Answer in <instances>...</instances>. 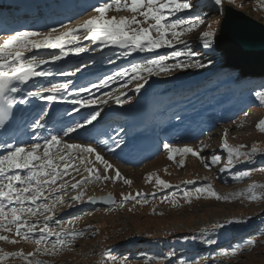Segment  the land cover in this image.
<instances>
[{
	"label": "snow or ice",
	"instance_id": "snow-or-ice-1",
	"mask_svg": "<svg viewBox=\"0 0 264 264\" xmlns=\"http://www.w3.org/2000/svg\"><path fill=\"white\" fill-rule=\"evenodd\" d=\"M214 3L221 5L222 0H214ZM228 3L233 4L235 0H228ZM193 7L191 0H104L103 3L93 6L88 18L82 19L76 24L52 28L46 32L18 30L13 35L0 37V128H4L12 118L13 109L17 104L28 103L25 97L55 102L58 99L65 100L66 96H71V99L66 102L76 106L77 111L81 106L87 107L96 103L91 98H83L79 91L72 93L68 82L52 81L48 83L37 81L39 86L35 90L29 89L17 99V94L23 91L22 86L27 85L34 78L47 79L57 74L72 77L80 72L79 66L69 70L60 69L58 72L45 70L42 66L56 63L69 53L80 55L88 51L86 47L82 46L81 41H92L105 46L118 47L123 50L119 53L122 57H130L134 53H156L154 58L146 56L141 61H133L130 67L117 73L119 77L126 78L125 86L131 79L143 81L138 84L137 92L152 75H159L161 72L171 74L176 69L209 67L211 61L203 63L197 59L200 53L193 51L191 45L182 39L184 35L193 32L205 23L199 16L194 19L178 16V13L186 12ZM122 12L131 15H121ZM219 23V21H214L208 24L207 30L198 37L202 41L203 48L208 49L213 46L216 36L214 25ZM177 45H183V48L178 49ZM162 48L171 49V51L160 54L158 50ZM41 49L56 51H53L50 57L34 54V50ZM27 53L33 54L28 56ZM181 57H187V59L171 65L166 63L169 60H179ZM114 78L113 76L108 77L103 80L100 86L108 85L109 81ZM84 91H90V89L85 87ZM45 93L48 95L45 96ZM256 95L264 105V93ZM99 116L100 111L98 110L82 112L80 120L65 127L62 135H51L44 140L43 144L37 139L36 142L27 146L11 143L5 145L6 153L0 154V241L13 245L24 241L35 244L36 248L29 253H24L22 250L8 252L0 248V264H7L9 259L17 258L23 264H50V261L38 257H56L65 250H71L73 242L85 234L83 231H76L66 226V224L71 226L76 221L70 219L64 222L57 219L55 224L58 227H52L49 224L54 220L55 212L59 206L68 208L73 206L72 203L65 201V195L69 191L77 193L72 197L73 203H83L87 192L81 191V189H86L90 183L123 180L125 185L131 186L132 181L122 177L118 169L114 170L113 175L108 174L113 166L90 144H68L62 139L63 136H68L86 125L93 124ZM40 117L56 121L59 113L49 115L47 111L41 109L37 118L32 121L36 130L46 127L47 121L40 120ZM256 128L264 133V119L257 123ZM227 137L228 132L225 130L222 151L226 153V164L221 169L222 171H230L240 163L252 162L257 155L264 156V149L258 145L254 144L245 151L247 145L232 146L228 143ZM164 148L169 153V160H175L177 155L188 154L198 157L202 163L206 159L200 156L199 151L190 146L179 148L165 144ZM93 154H95V161L103 164V169L87 166L95 163L90 159ZM72 159H77L80 166L73 164ZM221 160L220 155L212 154L210 161L205 163L204 167L210 168L211 165H216ZM179 164L184 167L182 160L179 161ZM165 171L167 170L165 169ZM255 171L264 173V166L240 171L233 175V179L238 182L242 181L245 178H250ZM73 172L86 174H82L80 179H76L75 175H72ZM67 176H71L72 179H66ZM154 177L160 190L173 187L170 183L160 179L156 173H151L147 180L151 182ZM184 183L194 184L195 182L190 180ZM146 195L140 192L135 195L132 193L122 194L120 205L123 206L130 200H136L137 197L140 198L138 202L146 203ZM152 195L155 196V193ZM232 195L247 196L252 201L264 202V184L252 183L247 189ZM201 197L216 200L229 199V196L218 194L211 182L196 187L194 191H184L183 193V198L189 203L192 198L200 199ZM96 199L88 197L90 203H95ZM104 199L113 205L117 203L111 194ZM163 200L177 203L169 196H164ZM38 216L44 217L43 223L38 219H33ZM229 223H244V221H230ZM212 227L223 228L225 225L213 224ZM10 236L19 239L10 238ZM209 243H214V241H209ZM255 245L254 239H247L242 244H237L231 252L225 251L221 255L234 257L241 249ZM104 255L111 259L112 264H117V258L112 255L111 251H106ZM104 264H107V261Z\"/></svg>",
	"mask_w": 264,
	"mask_h": 264
},
{
	"label": "rangeland",
	"instance_id": "rangeland-1",
	"mask_svg": "<svg viewBox=\"0 0 264 264\" xmlns=\"http://www.w3.org/2000/svg\"><path fill=\"white\" fill-rule=\"evenodd\" d=\"M225 1L228 2V0ZM191 2L194 7L186 12H194L193 15L197 12L199 4L209 3L210 9L216 5L214 0H191ZM233 4L251 14L255 20L264 23V0H235ZM47 8L49 11H47L48 17H46L45 23L55 24L56 19L61 14H59L56 5L47 6ZM198 11H202V9ZM120 14L131 15L127 12ZM207 14L206 16V13H203L206 16L203 19L205 23L193 32L184 35L182 39L193 47V51L199 49L196 52L202 54L199 56L201 62L208 63L211 61L209 67L206 69H176L171 72L174 75H179L178 73L198 74L200 71L204 73L212 68H220L218 64L220 57L215 50L214 41L211 48L205 49L202 47V41L198 39L203 31L207 30L208 24L220 21L219 15L213 11H207ZM197 16L199 15H194V18ZM88 17V14L84 15L78 21ZM188 18L194 19L193 17ZM71 24L75 23L72 22ZM217 26L218 24L214 25L215 30ZM40 32H46V30ZM178 46V49L183 48V45ZM212 58L214 59L212 60ZM186 59L187 57H181L179 60H169L168 62L171 65ZM162 74L167 73L161 72L159 75ZM145 75L147 74L145 73ZM223 75L226 76V79L223 80L222 84H237V88H233L239 90V93L243 95L242 97H245V101L253 105L238 121L221 125L214 134L202 140L203 143L185 145L199 151L200 156L206 158L203 163L198 157L191 154L177 155L175 160H169V153L164 149L160 154L143 164L138 166L126 165L117 157L108 156L97 145L85 143L95 148L108 163L120 171L122 177L131 180L132 184L131 186L125 185L123 180L90 183L86 189H81V191L87 192L83 203H73L72 197L77 193L69 191L65 195V201L72 203L73 206L71 208L59 206L55 212L54 220L50 221L49 224L52 227H58L55 220L66 222L72 219L76 222L71 226L67 224L66 226L76 231H83L85 234L73 242L71 250H65L56 257L39 256L38 258L50 261V264H104L105 261L107 264H112L111 259L104 255L106 251H111L112 255L117 258V264H144L141 258L147 257L152 254L151 252L139 253L141 248L135 247L133 248L134 252L126 253L124 252L125 248H122L123 244L128 241L141 240L139 243H149L147 247L153 248L157 239H166L174 246L172 249L174 254L169 259L171 260L170 264H181V262L183 264H264V202L252 201L247 196L232 195L242 192L252 183L264 184V173L260 171H255L250 178H245L239 182L233 179V175L240 171L264 166V156L257 155L252 162L237 164L230 171L221 170L226 164V153L222 151L221 145L225 130L228 132V143L232 146L247 145L248 147L245 149L247 151L256 144L264 149V133L256 128L257 123L264 119V105L261 104L256 95L257 93H264V80L251 83L247 80H240L239 75L233 72ZM214 77L217 79L221 76L216 74ZM64 142L73 144L68 141ZM76 144L82 143L76 142ZM212 154L220 155L222 160L216 165H211L210 168H205L204 164L210 161ZM94 158L95 154L90 159L95 161ZM181 160L184 167L179 164ZM72 163L80 166L77 159H72ZM85 163L87 164V162ZM87 166L97 169L104 167L99 161ZM151 173H156L160 179L168 183L178 184L179 190L171 194L159 195L162 190L157 186L155 177L151 182L147 180ZM82 174L72 173L76 179H80ZM108 174L110 175V173ZM196 178H201L204 185L211 182L218 194L229 196V199L216 200L201 197L200 199L192 198L191 203H189L183 198V193L184 191H194L197 186L184 182L194 181ZM66 179L71 180L72 177L67 176ZM137 192L147 194L145 196L146 203L138 202L140 198L137 197L136 200H130L123 206L120 205L122 194L132 193L135 195ZM152 193H155V196ZM105 194H113L118 199V203L106 209L89 207L88 197ZM164 196L172 197L177 203L163 200ZM33 219H38L41 223L44 221L43 216ZM230 221H244V223H229ZM225 222L230 224L228 230L224 231L221 228L212 227L213 224ZM237 236H240V239L237 240ZM10 238L19 239L11 236ZM53 239L55 238L53 237ZM247 239H254L256 245L241 249L234 257L221 255L225 251L231 252L237 244H242ZM209 241H214V243L210 244ZM138 246L144 245L138 244ZM0 248L8 252L22 250L24 253H29L35 250L36 245L24 241L15 245L0 241ZM187 249L191 250L193 254L183 256ZM152 251L158 250L153 249ZM122 253L126 254L122 255ZM152 255L161 256L158 252ZM133 257H136L137 260ZM7 264H23V262L18 258L9 259Z\"/></svg>",
	"mask_w": 264,
	"mask_h": 264
},
{
	"label": "bare ground",
	"instance_id": "bare-ground-1",
	"mask_svg": "<svg viewBox=\"0 0 264 264\" xmlns=\"http://www.w3.org/2000/svg\"><path fill=\"white\" fill-rule=\"evenodd\" d=\"M64 1H68V0H64ZM242 11H244L247 15H250L252 18H254L251 14H249L245 10H242ZM91 12H92V10L89 11L90 14H91ZM90 14H88V16ZM4 31L5 30H2L1 31V34L2 35H5V34H3ZM5 33H7V32H5ZM1 34H0V36H1ZM81 44H82V46L86 47L88 49V51H86L84 53H81L80 55H75V54L69 53L62 60L56 62L57 65H58V63L59 64H64L67 61H74L75 63H77V61H79V60L84 61L87 58H90L91 55H98V54H100L102 52H105V51H108L110 48H112L111 45H109V46H105L104 45L103 46V45H100L99 43H94L92 41H81ZM191 48H193V47L191 46ZM162 49H164V48H162ZM41 50H44L45 51V54H47L44 57H50L51 54H52V52L53 51H56V50H45V49H41ZM198 50L199 49H197V50L195 49L194 51H198ZM121 51H123V50L118 51L117 54H116V56H107V57H101V58L95 57L92 61L83 63L82 65H78V66L80 67L81 71H84L85 69L86 70L90 69L91 71H97V70H101L103 67L109 66V65L114 64V63H118V62L122 61L124 58L134 57V55H132L130 57H122V56L119 55V53ZM34 52H35V50H34ZM28 54L32 55L33 53H28ZM153 55H154V53H146V54H144V57H142V59H144L146 56L147 57H154ZM200 55L202 56V54H200ZM199 58L200 57H198L197 59H199ZM214 58H212V60ZM218 64L220 66L223 64V59H221V57H220V62H218ZM101 65H103V67L97 68V66H101ZM130 66H125V67H123L121 69H118V70H116V71H114V72H112L110 74H105L102 77V80L108 79V77H110V76L115 77L113 80H110V82L106 86H110L111 84H114V83H117L118 84L117 87H115V88L109 90L108 92L104 93L102 95V97H104L106 95H109V98H112V95L111 94L113 92H115L117 90H120V89H122L125 86V79L126 78L119 77L117 75V73L119 71L123 70L124 68L130 67ZM211 70H214V69L213 68L212 69H209L205 73H202L200 71L201 73L198 72V74L200 73L199 75L196 74V73H193V74L192 73H185V74L178 73L179 75H177V74L174 75L173 73H171V74H162V75H152L151 77L148 78V82L146 84H144V86L140 89L139 92L136 91V88H137L138 84L139 83H143V81H141L139 79H131V80L128 81V83L131 82V84H128V85H131V87L129 88V90L127 92L118 93V95L127 94L124 102H126L127 106H130L131 104H135L137 102L140 103V102L145 101V99H143L142 96H144L145 94H151V98L148 101H146L147 103L145 102V105H144V110H143V111H145L144 112V118L146 120H150V119L157 120V117L159 116V114L162 112L163 109H165L167 107L169 109V105L168 106H165L164 108H162V110L160 109V107H161L162 104H164L166 102L167 99L169 100L171 97H175V95H172L173 92L174 91L180 92L177 95H181L182 94L181 91H184L183 90L184 89V86H183V82L184 81H192L193 82V84L190 87L191 90L195 86L196 87L199 86V85L202 86V84H203V77L205 75H207V73L210 72ZM173 71H175V70H173ZM54 72H58V71H54ZM215 73L216 72L213 71L212 73H210L208 75L210 76V75H213ZM212 79H213V77H210L209 80L211 81ZM200 81L202 83L199 84ZM192 82H188V83H192ZM106 86H100V88H102V87L104 88ZM36 87H38V84L32 86L30 89L35 90ZM164 91H165V93L168 91V95L163 94ZM206 92H209V90H207ZM183 93H185V92H183ZM162 94H163V96H162ZM199 97L201 99L200 98H196L194 101H198L199 100L200 103L203 104L204 103V99L206 98L205 97V94H203V95H201ZM27 98H30V97H27ZM118 100L121 101V99H118ZM60 101H62V100H59L58 99L57 101H55V103H59ZM124 102H122V103L124 104ZM98 103H101V101L98 102ZM191 103L193 104V105H191L192 107L195 106L194 102H191ZM19 106H21V114H22V116H24L25 113L22 110V106L23 105L17 104L15 106V108L16 107H19ZM24 106H25V104H24ZM205 107H208V104H206ZM171 114L172 113H168V115H171ZM102 115L103 114H100V116L97 118L96 121H99V119L101 118ZM96 121H94V122H96ZM51 123H52V120L48 119L46 125H49V127H53V124H51ZM117 126L118 127H117V132L116 133L119 134V135H122V137H127L129 131H126L125 128L127 126H129V124L128 123L127 124H124V125H122V124H119L118 125L117 124ZM105 128L106 129H109V127L106 126V125L99 126L97 124V126L93 130H91L90 133H92V134H90V135L91 136H93V135H95V136L96 135H99L102 131L105 130ZM132 135L134 136L135 135V132ZM79 140H81V139L80 138H76V137L73 138V141H79ZM168 144H170V143H168ZM53 151H55V149H53ZM68 151H73V150H68ZM125 153H127V152H125V151L122 152V156ZM116 169L117 168H115L113 166L112 170L109 171L110 175H113L114 174V170H116Z\"/></svg>",
	"mask_w": 264,
	"mask_h": 264
},
{
	"label": "water",
	"instance_id": "water-1",
	"mask_svg": "<svg viewBox=\"0 0 264 264\" xmlns=\"http://www.w3.org/2000/svg\"><path fill=\"white\" fill-rule=\"evenodd\" d=\"M219 22L215 46L223 58L222 67L239 71L242 78H264V23L231 4H224ZM93 204L112 203L102 198Z\"/></svg>",
	"mask_w": 264,
	"mask_h": 264
}]
</instances>
